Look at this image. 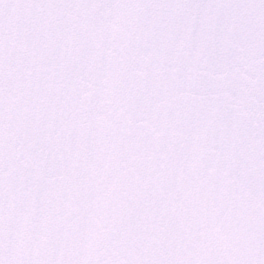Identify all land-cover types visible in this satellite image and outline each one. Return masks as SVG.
Here are the masks:
<instances>
[{
  "label": "snow or ice",
  "instance_id": "1",
  "mask_svg": "<svg viewBox=\"0 0 264 264\" xmlns=\"http://www.w3.org/2000/svg\"><path fill=\"white\" fill-rule=\"evenodd\" d=\"M0 264H264V0H0Z\"/></svg>",
  "mask_w": 264,
  "mask_h": 264
}]
</instances>
